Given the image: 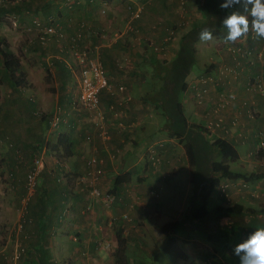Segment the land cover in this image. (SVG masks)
<instances>
[{"label": "crops", "instance_id": "1", "mask_svg": "<svg viewBox=\"0 0 264 264\" xmlns=\"http://www.w3.org/2000/svg\"><path fill=\"white\" fill-rule=\"evenodd\" d=\"M130 1H134L136 3L133 5L134 9H140L141 12L143 11L144 15L142 14V16L137 19H131L127 10V18L125 12ZM103 2L104 1L83 0L78 4H74L72 7L64 5V8L59 12V16L61 21L66 25V30L71 32L77 29L81 21H84L93 25V28L99 33L100 30L104 29V26H112L114 23L117 25L122 22L121 26H123L124 17L133 21L139 27L137 32L140 31V35H125V33H123V35L111 41V43L108 42V44H105L107 46L101 43L103 39L101 35L99 37H89V39L86 40V44L100 45L99 53L106 66L109 79L114 86H126L125 91L117 92L116 94H111L106 90L101 92L99 111L103 112L105 116L104 119H102L100 115L96 116L95 114H91L93 116L95 115L91 119L94 126L89 130L87 128L89 124L84 125L82 119L77 117V115H81L83 112H74V116L71 115L69 119L65 118L66 114L64 113L62 114L61 129L63 126L70 127V129H60L57 131L51 130V127H49L50 117L48 116L43 118L44 120L47 117V121H45L44 124L34 121L33 119L36 118V109L38 108L37 102L32 96V92L26 94V90H34L33 85L35 84H32L34 82H32L31 79L28 87L25 86L15 89L12 85H9L15 90L9 89L6 100H4L5 97L0 96V116L3 117L2 123L0 124V241L3 242L1 246L5 243L10 244L12 241L16 242L19 239L31 247L29 251L38 258L40 264H63L62 260L67 264H116L115 258H103L105 256L101 254V252L106 249L104 246L105 243L109 244L110 241H113L115 242L114 249L117 247V240H114L116 239V234L113 236L111 233V227L116 223L117 226L123 228L124 235L128 238L129 242L142 239L148 227L152 225L156 228V236L160 241L165 242L168 238L167 234H163L161 226L166 217L163 214L160 200L156 198H158V191L160 192L161 187L173 179V176L179 171L178 166L181 165L182 161L176 163L178 158L174 157L173 159L172 156L175 155V149L180 151V148L179 146H167L169 149L166 155L169 160H166L161 171H154V166L152 165L150 154L147 152V147L160 142L148 141V136L145 132L147 130L148 119L153 116L151 115L152 113H150L151 110L154 109L156 113L158 109H156L151 102L143 99V97L146 96V92L145 94H140L141 88L144 85L146 86V79L142 77V74H136L135 69L142 70L139 68L140 66L136 68L135 63L138 62L133 61V65L132 60L135 55H138L139 58L140 52L133 55L132 51L137 50L136 43L139 44V42H144L149 36L151 44H154L151 45L152 48L148 45L151 50L154 49L153 46H158V48L155 47L154 51L163 49V52L157 53L162 56L156 55V58L161 59L163 56L166 57L167 55H171L169 59H172L179 48L184 31L179 30L173 39L169 37L172 40H168L167 37L169 32L175 30L174 28L176 25L182 21L181 13L178 11L179 7L177 6V2L173 0H112L109 4ZM105 4L110 8V13L107 17L99 13V10H101L100 8ZM42 6L43 3L39 2L38 7L41 8ZM14 7L13 3H9L7 0L0 2V37H7V39H9L10 28L7 27L6 19H8L7 16L9 13L14 11ZM30 7L29 4L25 3H22V6L18 7L21 8V18L23 21L29 18L28 14L31 12ZM198 16L200 18L198 23H200L204 19L201 10ZM179 19L180 21L178 22ZM183 24L184 23H181V26H183ZM10 31L11 33L14 32L12 30ZM221 31L223 32V29ZM133 46L134 49L132 50L131 47ZM159 46L161 48H159ZM141 48L142 47H140V49ZM141 52V56L138 60L142 61V59H146L147 57L151 58L152 56L147 48ZM217 52V58L211 62L214 70L217 66L224 67V65L228 64H222L223 62L234 63V59H231L230 54L223 52L218 49V47ZM154 53L156 54V52ZM124 58L129 60L127 64L124 63ZM28 67L31 70L29 64H24L25 70L28 69ZM130 68L134 70H130ZM62 70L67 71L64 67L60 69V71L64 73ZM259 70H261V67L256 68L254 66L253 73ZM244 71L246 72L244 73ZM249 71H252L251 67L244 68L243 73L239 76L230 75L228 73L223 77L215 76L217 83H212L214 84V88H211V91L204 95L202 103L196 102V100H198V98H196L197 94L201 91L200 88L202 84L201 82L199 83V75L202 73L197 72L192 75L190 74L188 81L193 84L190 85L188 93L185 92L186 95L184 93L182 100L184 105L187 103L189 107V103L193 102L194 108L192 109L190 107L189 115L191 117L193 114L200 118V125H202V123L207 124L208 121L213 122L214 119L217 120L219 114H221L224 123L222 128H214L216 129L214 133L217 136L223 137L226 135L225 130L227 125H236L238 121L246 123L242 126L237 125L233 128V131L227 133L226 136L230 134L232 137L229 136V138H235L238 141L237 145H244L247 147V155L243 156L240 153V159L237 162H243L244 160V162L241 163L244 165V170L247 171L244 173H253L256 175L255 178L251 179V185L263 186L264 152L261 154L254 153L256 150V147H254V139L256 137V132L264 131V102L259 96V93H252L247 85V72ZM62 90L65 91V88ZM137 92L138 95L136 94ZM222 96H225L227 99L226 102L229 103L227 106L225 105L222 106V108H218L222 102ZM72 97L73 95L71 96L64 92L57 94V99L68 106L72 104L70 103V101L72 102L73 100ZM252 101L255 102V107L261 113L256 123L254 122L253 124L248 117L249 104L253 105ZM21 103L27 104L30 109L27 110L24 108ZM3 104H5V109H2ZM63 110L65 109L63 108ZM65 112L68 114L66 110ZM20 113L27 116L24 118H27L28 122L25 121L24 128L19 130L15 128V126L17 120L20 119L18 115ZM77 120H79L78 122L82 121V128L78 129L76 127ZM78 126L80 127V123ZM47 128L50 131L49 133L54 131L53 133L55 134L53 135L52 133L50 137L46 136ZM105 131L108 132V135H111V141L109 142L107 141L110 139H107L104 135ZM142 132L144 133L142 134ZM243 132L245 137H238L241 136L240 134ZM61 133L68 136L71 145V149L67 150L69 153L62 159L60 154L47 144V142L51 143L55 135L57 141ZM92 134L93 136L90 142H87L85 136H91ZM10 137L17 140L15 143L20 145L21 150L19 151L23 152V154H18L19 151L12 143L6 145V142H10ZM173 141L174 138H171V141L168 142L169 145L173 143ZM43 143L45 144L43 145ZM32 152L34 155L42 154L45 158V168L40 175V183L42 184L39 187L41 189L44 185L45 188H43L45 191H38L40 192L38 196L30 202L29 213L31 218L29 215L28 216L30 222L33 223H29L22 231L23 233H20L19 236L16 237L15 234L11 232L10 228L19 219L18 208L20 199L24 194L26 176L31 162L36 156L35 155L31 161H28L27 157H30ZM56 155L57 158L53 159ZM92 155H99L105 159L103 173L101 175L103 180L100 184L102 190L105 189L109 181H112V183L108 185V187H113V181L117 175L129 170L134 172L132 181L123 184L118 190L117 199L124 209L122 212H117L118 208L105 209L103 203L107 204V202H105V197L103 195L94 197L90 194L92 188L90 184L85 186L84 184L77 183L78 177L87 171L88 162ZM118 160L119 163L117 164ZM182 166L185 168L187 165ZM62 167H64V170H67V172L60 175L61 169H63ZM156 171L158 173H156ZM3 178L6 179L5 182ZM61 181L65 182L59 184ZM241 181L242 180H239L238 182ZM50 184L58 185L56 192L52 193L54 195L58 194L59 205L63 206H58L56 204L52 205L54 201L49 204L51 198L47 188ZM235 188H238V186L231 188V192L234 191ZM247 192H244L245 194L238 193L240 195L234 198L235 203L241 202L245 205L255 207L254 205L257 202H264V199H258L263 197L256 198V201L249 200ZM69 197L72 199L70 203L67 200ZM137 200H140L139 205L136 204ZM65 202L68 204L67 206H69L67 209L64 208ZM123 204H126V206ZM226 204H228V202H226ZM50 205L52 208H50ZM88 207L93 210L91 211ZM86 208L87 210H85ZM63 209L66 210L64 211ZM94 210H96V212ZM125 213L129 214V219L122 218V215ZM66 215L68 216L70 224H64L66 221L64 217ZM113 215L116 216L112 218ZM216 215H218V213H216ZM218 216L214 220V228L220 227L222 224V218ZM161 217L164 218L163 221L160 219ZM63 218L65 220H63ZM258 219L245 218V222L237 224L239 222L234 221V224L235 226L239 225L243 231L249 229L255 230L258 227H264V217ZM100 220H102L101 225L97 224ZM44 224H46L45 228ZM204 227L206 226L204 225ZM199 228L200 227L193 222H190L189 226L186 227L188 231ZM203 231L205 230L203 229ZM2 232L5 234H2ZM169 235L174 237L179 236L175 232H169ZM1 237H4L3 239L5 240H2ZM78 239L79 241H77ZM100 241L102 242L101 244H99ZM198 241V238L189 237L184 244H191L192 247L195 242L197 245ZM191 242H194V244ZM55 245L62 250L64 248H69V251L74 249L75 246L79 249L82 247L84 249L87 248L88 251H86V253H88V255L95 254L97 256L92 257L91 255L89 258H78L79 255L76 254L75 256L71 255V258H52L51 250ZM97 246L101 247L102 250L95 253L96 251H92L91 248ZM113 251H111L110 256L113 254ZM184 252L187 254V260H184V264H186V261L190 260L189 257H192L191 259L193 261L195 257L200 256L197 246L192 247L190 253L186 250H184ZM38 254H42L43 256L46 255L47 258H40ZM29 262H31V260H24L22 264H29ZM192 263H194V261Z\"/></svg>", "mask_w": 264, "mask_h": 264}, {"label": "rangeland", "instance_id": "2", "mask_svg": "<svg viewBox=\"0 0 264 264\" xmlns=\"http://www.w3.org/2000/svg\"><path fill=\"white\" fill-rule=\"evenodd\" d=\"M3 0H0V2ZM9 3H13L14 7V11L12 13H9V15L7 16L8 19H6L7 22V27H9V39H7V37H5L10 45H11V49L16 52L22 62L23 65L24 64H29L31 67H28V69H26L27 72V83H26V87H28L29 85V81L31 79L32 84L34 86V90H26V94H29L30 92H32V96L35 98L36 102H37V106L38 108L36 109V118H34L33 120L36 122H41V124H44L45 121H47V117L46 119L43 120V118L41 119V117L44 116H48L51 117V115H53V113L56 111V109H60L62 110L61 113V118H62V114H66L65 118L69 119L71 115H73V113L75 112V110H73L72 108V104L71 106L68 105H64L63 102L59 101L57 99V94L58 93H62L64 92L65 94H70L71 96L75 95L77 93L78 90V77H77V73L76 72H71V74H67V72H60L58 70H56V60L57 58H55V54L57 53V46H55L53 43L52 44H47V45H42L40 42H38L37 40V32L35 30V28H33V24H34V20H42L43 22H49L53 17H58L59 16V12H61L60 10H62L64 8V3L67 2V6L72 7L74 4V2L76 1H83V0H7ZM43 3V6L41 8L38 7V3ZM22 3L25 4H29L31 7V12L28 14L29 18H27L26 20L23 21V19L21 18V7ZM16 4V5H15ZM198 5V0H186L184 3V6H180V4L177 3V6L179 7L178 11L181 13V18L182 21H180V19L178 20L179 23H184L183 26H181V24H178L175 28V30L170 31L171 35H173L171 38L173 39V37L175 36V34L179 31V30H186L191 28L194 24H197L200 21V18L198 16V14H200V10L197 7ZM63 6V7H62ZM105 6V5H104ZM103 7V5H102ZM101 7V8H102ZM251 7V5H249V8ZM100 8V9H101ZM107 13H105V17L109 16L110 13V8L107 7ZM233 11H240V12H244V8L243 5H235L232 8ZM99 13H101V10H99ZM125 16V15H124ZM252 18L249 15V19ZM126 19V20H125ZM13 20H16L18 22V25L16 26L13 23ZM128 19L126 17H124V25H122V22L115 25L112 24L113 28L111 25L109 26H104L102 30H100L101 33H104L105 36H102V40L101 43L104 44V46H107L105 44L111 43V41L115 40L118 37H115V33H118V31H125V29H127V24H128ZM132 25L133 30H129L127 33H125V35L127 34H139V32H137L138 30V26L132 22L129 23ZM93 26V25H92ZM14 31L11 33V31ZM227 30L224 28L223 32L221 31V33L219 34V36H214L213 35V39L211 41L208 42H202L201 40H199L196 44V62L194 63V67L192 70V74L194 73H202L204 74L205 72V68H207L208 66H210L211 62L217 58V47L218 49L222 50L225 53L230 54L231 59L233 58L234 63L232 64L231 62H223L224 63H228L226 65L220 66V67H216V69H212L211 75L213 76V78L215 79L214 83H217V80L215 78V76H224L225 74H230L233 75L234 71L230 72L228 71V68H234L235 69V64H236V59H238V57H236V55L233 53L234 49H237V51L239 53H243V54H247L249 55V60L248 62H244V64H241L240 69L236 72L235 76H239L241 73H243L244 68H250L251 67V63L252 66L254 65L256 68H260L261 70L258 71L259 75L257 76L258 79L262 80V88L264 90V40H260V41H256L252 48L248 47L249 44H252L250 41H248V36L245 37H241L235 44L230 43V42H226L224 37L226 35ZM251 33V30L249 32V34ZM181 34V33H180ZM248 34V35H249ZM252 34V33H251ZM140 35V34H139ZM182 35V34H181ZM150 37L148 36V38H146L144 40V42H139L136 43L137 46V50L136 51H132V54H138L140 52L139 58L141 56V51L145 48H147L149 50V53H151V57L156 58V55H160L157 53H161L163 52V49H159L158 51H154L155 47L158 48V46H153L154 49L153 53L152 50L149 48V46L151 47L150 42ZM164 38V37H163ZM89 37L86 38V40H88ZM170 39V40H172ZM153 40V39H152ZM176 40V39H174ZM168 41V40H167ZM138 42V41H137ZM146 44V45H145ZM84 45L86 46V43L84 42ZM149 45V46H148ZM217 46V47H216ZM139 47V48H138ZM140 47H142L140 49ZM132 50L134 49V46L131 47ZM152 48V47H151ZM159 48H161L159 46ZM156 52V54L154 53ZM99 56L101 57V54L99 53ZM162 56V55H160ZM171 55H167L166 57L163 56L161 57L160 60H170ZM236 57V58H235ZM138 55H135L133 60H132V64L134 65V62H138L135 63L136 68H141L142 71L135 69L136 74H142L145 73L147 74V76L150 77H154L156 74L152 73L150 70V66L148 65V59L150 58H146V59H142L138 60ZM102 60V57L100 58ZM147 60V62H146ZM103 61V60H102ZM124 63H128L129 60L127 59H123ZM134 61V62H133ZM243 62V60H241ZM54 62L53 65H51V63ZM104 62V61H103ZM241 62V63H242ZM231 63V64H230ZM105 65V64H104ZM240 65V64H239ZM238 65V66H239ZM106 67V66H105ZM130 70H134L132 68H130ZM144 70V72H143ZM161 70V69H160ZM219 70V71H218ZM143 72V73H142ZM246 71H244L245 73ZM257 73V74H258ZM248 74H250V71L247 72V76ZM30 76V77H29ZM143 77V76H142ZM164 77V74L161 72L157 75L156 79H159V81H155L154 86L156 85H161L162 83V79ZM254 77V76H252ZM250 77V78H252ZM7 77L4 73V68L0 59V96L5 97L4 100H6L9 89H14L11 88V84H9V80L7 81ZM249 77H248V82L247 85L249 86L250 91L253 92H257L258 90L254 87L251 86L249 84ZM115 82V80H114ZM114 85V84H113ZM214 84H211V88L213 89ZM65 88V91H63L62 89ZM148 89V86H143L140 90V94H145L146 90ZM15 90V89H14ZM62 91V92H61ZM258 93V92H257ZM17 94V93H16ZM138 95V92L136 93ZM186 95V93H185ZM259 96L261 98H263V96L261 94H259ZM73 98V97H72ZM186 98V96H185ZM197 98V97H196ZM246 98V97H245ZM222 103L226 104V106L228 105L229 102H226V97L222 96ZM197 103H199L198 100H196ZM70 103H72L70 101ZM22 104V103H21ZM33 104V103H32ZM31 104V105H32ZM157 104V105H156ZM190 107L193 109L194 105L193 102H190ZM252 104H254L255 107V102L252 101ZM155 108L158 109V112L155 113V110H151L150 113H152L151 115H153L150 119H148V124H147V130H146V135L148 136V141L150 140L151 142L154 141H158L160 142V144L162 142H170L171 141V137L168 136L167 131H168V126L170 125L169 119L167 118V116L164 113L163 107L158 104L155 103ZM248 105V104H247ZM22 106L24 108H26L27 110H29V106H27V104H22ZM185 112L186 115L189 119V122L192 125H199L200 124V118H198L197 116L193 115L190 117L189 115V110L190 107L189 105L187 106V103H185ZM63 108L68 112V114L65 112V110H63ZM222 108V107H220ZM2 109H5V104L2 105ZM187 109V111H186ZM253 109V108H252ZM251 108H249V113L254 115V111ZM256 110V112H259V110L255 107L254 108ZM41 111L42 114H38V112ZM83 112V113H82ZM79 113H82L81 115H77V117L81 118L82 121L84 122V125L89 124L88 125V129L91 130V128H93L94 124L93 121H91V119L97 114H95L94 116L91 115L89 112V114L85 111H81ZM20 116V119L17 120L16 126L15 128H18L19 130L24 128V122L27 121V118L25 119V116L23 113L18 114ZM74 116V115H73ZM2 116H0V124L2 123ZM258 120V119H256ZM79 120H77V124L76 127L82 128V121L78 122ZM255 121L251 120V123L253 124ZM80 123V127L78 126V124ZM256 123V122H255ZM246 124L245 122H241L238 121L236 125H234V127H236L237 125H244ZM43 126V125H42ZM101 128V127H100ZM55 130L53 127H51V130ZM61 129V124L59 126V130ZM70 129V127H65L63 126L61 130H68ZM56 131V130H55ZM49 129L47 128L46 131V136L50 137L51 134L54 132L49 133ZM262 134L264 135V131H261ZM36 133V132H35ZM144 132H142L143 134ZM231 133V132H228ZM10 134V133H9ZM8 134V135H9ZM55 133H53L54 135ZM241 138H244V132L240 134ZM243 135V136H242ZM93 134L91 136L86 135L85 136V140L87 142H90V139L92 138ZM230 136V134H228V137ZM232 137V136H230ZM51 139V138H50ZM109 139L107 142L111 141V135H109ZM17 140L10 137V142H6V145H10L9 143H12L13 146H16V149L19 151L21 150V147L19 144L15 143ZM50 143V142H49ZM52 144L56 143V135L54 137V139L51 141ZM50 143V144H51ZM45 143H43L44 145ZM171 147H177L179 146L180 151H178L177 149H175V155L172 156V158L174 159V157H177L178 159L176 160L177 162H181V165H179V171L173 176V179H171L168 183L164 184L163 187H161L160 192L158 191V198H156L157 200H160V203L162 204V211L165 218L164 223L161 224L162 226V230H163V234L166 235V232L164 231V227L166 225H168V223L170 222H178L180 225L175 227L174 229H170V227L168 228V232H175L177 233L176 237V243L174 245H172V247H178L179 249H181L183 252L184 250H186L187 252L190 253V250L192 247L197 246V250H199L200 252V256L199 257H195L194 258V263H192V257H189L190 260L186 261V264H240V260L239 257L235 256L233 254V248L236 244L242 242L243 240L247 239V230H244L245 234L243 233V230L241 228H239L238 226H236L234 228V230L230 233V235L228 237H225L222 239V241L220 243H213V242H209L206 240V232L203 231V227L204 225L206 227H204V230H210L211 228H214V220L215 218L218 216L216 215V210L215 208L220 206V205H224L226 202H232L235 203L234 198H237V195H240L242 193H248V199L252 200V201H256V198H258V193L259 194H263L264 191H262L260 193V191L264 190V185L262 186H253V185H249V187H238L235 188L234 191L231 192L230 190V195L226 198L223 199V197L220 196L219 194V187L215 188L213 191L212 196L209 199L208 202V208L209 210L212 212V215L207 218L205 221H200V229H195L193 231H188L186 229V227L189 226L190 223V219L188 218V213H189V206L191 204V200H192V196L194 194V187L193 184L190 182V165L188 162V157L185 153V149L183 147V143L180 142L178 139H174L173 143H170ZM174 144V145H173ZM18 145V148H17ZM12 146V147H13ZM169 149V148H167ZM237 149L240 151V153L243 156L247 155L246 149L247 147L244 145H237ZM148 150V147H147ZM18 154H23V152L19 151ZM167 154V153H166ZM164 155L165 162L166 160H169V158L167 157V155ZM33 152L31 153L30 157H27L28 161H31V159L33 158ZM57 158V155L53 158L55 159ZM261 159V158H260ZM172 160V159H171ZM56 161V160H55ZM164 162V163H165ZM244 162V160H243ZM243 162H231V167L233 170H240L241 172H247L246 170H244V165H242L241 163ZM119 163V160L117 161V164ZM167 163L169 164V162L167 161ZM164 165V164H163ZM163 165L161 167V170L163 169ZM182 165H187L185 168H183L184 166ZM173 166V165H172ZM63 169H61V173L60 175H63L67 172V170H64V167H62ZM141 176V175H138ZM11 177V176H10ZM4 182L6 181L5 178H3ZM103 178H100L99 181L100 183L98 184L99 187L102 190V187L100 186L101 182H102ZM40 178L38 181V189L36 194L33 195V197L31 198L32 202L40 192L38 191H45V187L43 185V187L40 189L39 187L41 186L42 183H40ZM65 182V181H63ZM63 182L61 181V183L59 184H63ZM112 183V181L107 182V186H105V189L102 190L104 194H106L112 186H109ZM238 183H242L238 182ZM58 185L56 184H50V186L47 188V191L49 193V196L51 198L49 204H51L53 201L54 203H52V205H58V206H63V205H59L60 203L58 202V194L54 195L52 192H56ZM24 194L20 199V204H19V208H18V213H19V219L17 220V222L11 226L10 230L12 233L15 234V236H19L20 233H23L22 231L26 228V226L29 223H33L30 222V213H29V208H28V212L25 214V218H26V224L24 226V229L22 231H20L17 226H18V221L22 218V199L24 197V195L26 194V188L24 187ZM237 192V193H236ZM240 193V194H238ZM244 193V194H245ZM155 195V194H154ZM251 195V196H250ZM253 198V199H252ZM260 200H263L262 198H258ZM68 202H72L71 198L69 197ZM134 200V199H132ZM257 200V201H260ZM264 201V200H263ZM261 202V201H260ZM140 200H137L136 204L139 205ZM47 204V205H49ZM105 207V209L107 208H118L117 212H122L124 209L122 208V205L120 204V201L115 200L112 203H103ZM31 205V203L29 204V206ZM68 205V204H67ZM126 206V204H123ZM72 206V205H70ZM257 208H261L264 206V202L262 203H256L254 205ZM50 208H52V206L50 205ZM97 209V207H96ZM87 210V208L85 209ZM91 211L93 209H90ZM89 210V211H90ZM96 212V210H94ZM29 213V214H28ZM128 214V213H127ZM161 214V212H160ZM30 218H29V216ZM159 215V213H158ZM116 216L113 215L112 218ZM123 216V215H122ZM66 219L64 224H70L68 216L66 215L64 217ZM63 218V220H65ZM124 218V216L122 217ZM220 218V217H219ZM240 218V217H239ZM243 218V221L238 220L237 218L232 220L231 218L229 219L228 223L229 225H232L234 223V221L239 222L237 224H240L242 222H245V218ZM125 219V218H124ZM162 221L164 220L163 217L160 218ZM47 220V219H46ZM117 220V219H116ZM190 220V221H189ZM225 220V219H224ZM226 221V220H225ZM97 222V221H96ZM97 224L101 225L102 224V220L98 221ZM115 224V223H114ZM191 226V225H190ZM158 227V225H157ZM160 227V225H159ZM100 228V227H98ZM116 229H117V223L115 225H113V227H111V233L113 234V236H115L116 234ZM162 232V231H161ZM2 234H5L2 232ZM12 235V234H11ZM191 237V238H198L199 241L196 242L194 244V242H191V244L187 245L184 244L186 243V240ZM2 240L4 237H1ZM73 240V239H72ZM116 240V239H114ZM8 241V240H7ZM79 241V239L77 240ZM117 242V241H116ZM3 242L0 241V264H10L9 261L11 262V258L13 253L15 252L16 249H18V247L24 246L25 248V252L22 255V261L19 262V264H22V262L25 260H31V262H29V264H40V261L38 260L37 257L34 256V254L29 251V249H31V247H29L28 245H26L24 242H22L21 240H17L12 241L10 244H3L1 246ZM102 242L100 241L99 244H101ZM105 245V250H103V252H101V254H103V258H115V242L110 241V243L107 245L106 243ZM169 246V239L167 238L165 240V242L160 241V239L157 238L156 236V228L152 225L150 227H148V230L144 233L143 238L142 239H136L133 240L132 242L130 241L128 243V253L127 256L128 258H130V262H137V264H184V260H187V254L186 258H176L174 256V254L171 253H167L164 251V249L166 250V248ZM217 247V249L215 247ZM164 247V248H163ZM184 250H183V249ZM77 249V250H75ZM75 248L69 251L68 249H60L58 246L55 245L54 248H52L51 250V256L52 258H71V255H76L78 254L79 257L78 258H89L91 257V255H88V253H86L87 248ZM92 251H96L95 253L100 252L102 249L101 247L97 246L95 248H91ZM114 250V251H113ZM111 251H113V254L110 256ZM80 253V254H79ZM206 254V255H204ZM97 255L93 254L92 257H96ZM113 256V257H112ZM191 256V255H190ZM215 256V257H212ZM33 258V259H32ZM133 258V259H132ZM215 258V259H214ZM178 259V260H177ZM38 260V261H37ZM61 261V260H60ZM63 264H67L64 260H62ZM116 262V260H115ZM117 264V262H116Z\"/></svg>", "mask_w": 264, "mask_h": 264}, {"label": "trees", "instance_id": "3", "mask_svg": "<svg viewBox=\"0 0 264 264\" xmlns=\"http://www.w3.org/2000/svg\"><path fill=\"white\" fill-rule=\"evenodd\" d=\"M97 1H104L103 3L109 4L112 0ZM173 1L176 2L177 0ZM223 2L224 0H198V8L203 13L204 19L200 23L194 24L191 28L183 30L184 32L179 44V48L172 59L160 60L159 58L151 57L148 59V62L146 60V62L150 66L151 72L156 74L154 77L147 76V74L143 73L144 70L142 72L143 78L146 79V86H148V89L146 90V96H144L143 99L151 102V104L153 105L155 103H158L163 107L164 113L170 122L167 131L168 136L174 139H178L183 143V147L185 149V153L188 157V162L190 165V182L193 184L195 190L192 196L191 204L189 206L188 218L191 220H189L190 222L196 223L198 227H200V221H205L212 215V212L208 208V202L215 188L219 187L220 196L223 197V199H226L227 195L225 196L220 188V186L224 182L233 181L235 186L243 184L249 187V185H251V179L256 177V175H254L253 173L247 174L241 171L233 170L231 167V162H237L240 159V152L237 149L238 141L235 138H229L228 136H226L228 132L233 131L234 125H227L225 130L226 135H224L223 137L217 136L214 133L216 129L208 127L205 123H202V125H192L185 113V106L182 100L184 93H188L190 85L193 84L192 82L188 81V77L192 73L194 63L196 62V44L200 40V31L204 28H209L210 30H212L214 36H219L221 30L224 29V26L222 24L223 19L233 11L232 8L235 5L228 9H222L220 5ZM67 4V2L64 3L65 6H67ZM74 4L78 3L75 2ZM129 4L135 5L136 3L134 1H130ZM105 5L108 7L107 4ZM142 14L143 11L140 13V17L142 16ZM251 19L252 18H250L249 20L251 21ZM48 23H55L59 28V32L66 34L74 33V31L71 32L66 30V25L61 21L60 16L53 17ZM83 23L86 24L87 28H89L90 24L84 21H81L78 24V27ZM90 26L92 27V30L96 32V34L92 37H99L100 32L98 33V31H96L92 25ZM85 33H87V29H85ZM247 36L248 41L252 43L248 46L249 48H252L253 44L256 41L263 40L257 37L255 33L254 35L249 34ZM37 40L38 42H40L38 35ZM52 43L58 48L57 54L54 55L55 58H57L56 70L60 71V69H63L64 67L67 71L62 70L63 72H67L68 75L71 74V72L73 73L70 64L67 62L72 51V48L70 51V43L67 42L64 38L59 37L58 35H54L53 38L50 39L47 43L41 44L50 45ZM238 58L240 61L243 60V62L241 61L242 63H240V65L237 67V71L240 69L241 64H244V62L246 64V62H248L250 57L248 55H240ZM0 59L4 68V73L9 80H7L9 84H11L15 89L19 87H25L28 74L24 68L23 62L20 56L11 49L9 41L4 37H0ZM237 62L238 59L236 60V64ZM53 64L54 62L51 63V65ZM212 69L213 64H210V66L205 68V73L199 75V83L201 82L202 84L200 92H203L204 89H207V92H203V100L204 95L211 91L212 82L204 83L203 81H201V78L210 77ZM251 69L252 71H250L248 77L249 79H254L259 75V73H253L254 65L252 66V63ZM160 72L161 74H164L162 83L161 85L154 86L155 81H159V79H156V77ZM262 101L264 102L263 98ZM225 105L226 104L222 103L218 108ZM249 108H253L252 110L254 111V115L248 112V117L256 122V119L260 117L261 113L256 112V110L254 109V104H249ZM219 119H222L221 114H219L217 120L214 119L213 122H217ZM222 125L223 124H220L216 128H222ZM49 127H51V124ZM255 136L254 147H256V150L254 153L261 154L262 152H264V135L262 134V132L258 131L256 132ZM162 143L163 146H158V144L155 146V149L157 150V160H155L154 162L158 161L156 165L160 164V156L161 160L163 159L162 162L166 159L163 157V155H165L166 153L168 154L167 146H171V144L169 145V143L166 141ZM47 144L50 146V148L60 154L61 159L65 157L67 153H69V151L67 150L71 149L69 138L66 134L63 133L60 134L55 144H50L49 142H47ZM32 165L33 162H31L30 168L32 167ZM156 167H154V171H161L160 166L159 168ZM157 171L156 173H158ZM133 174V171H125L117 175L114 179L113 187H111L109 193L114 194L117 201L118 190L123 184L132 181ZM239 180H242V183H238ZM262 199H264V196ZM67 207L69 206H67V203L65 202L64 208L67 209ZM66 209L63 210L65 211ZM215 210L220 218H222V224L220 227L218 226L207 231L205 230L206 240L213 243H220L222 239L228 237L237 226H235L234 223L232 225L227 224L230 218L232 220L237 218L238 220L243 221V218L241 217L248 219H258L264 217V206L261 208L251 207L241 202H228V204L225 203L224 205L216 207ZM45 225L46 224H44V228ZM179 225L180 224L176 221L168 223V225L164 227V231L169 238V246L166 248V250L164 249V251L174 254L176 258H186V255L181 249H179L178 247H172V245L176 243V237L170 236L168 232L169 227L170 229H174ZM238 227L240 228L239 225ZM203 229L205 228L203 227ZM254 231L255 230L253 229L247 230V237ZM243 233L244 235H246L244 231ZM116 240L117 247L115 249L114 255L116 257L117 264H137V262L135 261L130 262V258H128L127 256L129 240L124 235V231L121 226H117ZM215 248L217 249V247ZM39 256L40 258H47L46 255L43 256L42 254H40Z\"/></svg>", "mask_w": 264, "mask_h": 264}, {"label": "built area", "instance_id": "4", "mask_svg": "<svg viewBox=\"0 0 264 264\" xmlns=\"http://www.w3.org/2000/svg\"><path fill=\"white\" fill-rule=\"evenodd\" d=\"M186 0H177L176 2L180 4V6H184ZM79 3V1H76ZM75 3V2H74ZM73 3V4H74ZM107 6H103L101 8V13L105 14L107 13ZM130 14L131 19H137L140 17L141 10L134 9L133 5L128 4L126 7L127 18L128 13ZM129 23H132L133 21L128 20ZM13 23L17 26V21L13 20ZM127 24V29L125 31H118V33H115V37H120L123 35V33H127L129 30H133L131 24ZM36 34L39 36V40L41 43L45 44L50 39L53 38L54 35H58L59 37L64 38L67 42L70 43V51L72 48V51L70 53L69 59L67 62L70 64L71 69L73 72L77 73V79H78V90L77 93L73 96L72 100V108L75 110V112H89L90 114H97L101 116L102 119L105 118L103 112L99 111L100 108V101H101V92L103 90H106L110 92L111 94H116L117 92H123L126 90V86H114L113 83L109 80V76L107 74V69L103 63V61L100 59L99 56V44H84L86 42L87 37H92L96 34L95 31L92 30V27L89 25V28H87L86 24H81L72 34H66L59 32V28L55 23H46L42 20H34L33 24ZM85 29H87V33H85ZM173 31V30H171ZM252 33V34H251ZM251 35H254V32H251ZM101 36H105L104 33H100ZM173 35L169 32L168 40ZM170 37V38H169ZM264 40V39H263ZM233 53L238 56H246L247 54L239 53L237 49L233 50ZM249 56V55H248ZM235 57V58H236ZM237 60V59H236ZM235 60V61H236ZM241 63V61L238 58V62L234 68H228V71L232 72L234 71L233 75H236L237 67ZM226 75V74H225ZM201 81L204 83L208 82H215V79L211 75L210 77H204L201 78ZM249 84L251 86H254L258 91L259 94L263 96L264 99V90L262 88V80L258 79L256 76L254 79H250ZM203 92H207V89H204ZM203 92H200L197 94V98L199 103L203 102ZM222 104V102H221ZM220 104V105H221ZM219 105V106H220ZM62 110L56 109V111L51 115L50 117V124L51 127H53L56 131L59 130V126L61 124L62 118H61ZM38 114H42L41 111L38 112ZM235 122V121H234ZM220 124H223V120L219 119L217 122H210L208 121L207 126L210 128H216ZM105 137L108 139L109 135L108 132H104ZM158 144V146H163V143H155L148 147L147 152L150 154V159L152 160V165L156 168L162 167L165 160L162 162L161 156H160V164H157V150L155 149V146ZM164 157V155H163ZM33 165L28 170L26 180H25V188H26V194L24 195L22 199V218L18 221L17 228L22 231L24 229V226L26 224V218L25 214L28 212L29 204L31 201V198L34 194H36L38 189V181L40 178V175L43 173L45 168V158L42 154H36V156L32 160ZM105 163V159L102 158L99 155H92L90 157V160L88 162V169L87 171L80 175L78 177V184H84L87 186V184L91 185V193L94 197H105V202L112 203L116 200V196L114 194H110L109 191L104 194L101 188L99 187V179L101 178V175L103 173V165ZM156 165V166H155ZM234 182L233 181H227L224 182L220 188L222 190V193L227 197L230 195L231 188H234ZM238 187H247L246 185H238ZM264 191L263 188L260 191V193ZM263 194L258 193V197H263ZM89 208V207H88ZM90 209V208H89ZM125 219H129V214L125 213L123 214ZM122 216V217H123ZM108 245V243H107ZM105 246V245H104ZM25 252L24 246L18 247V249L15 250V252L12 255L10 264H19L20 260L22 259V255Z\"/></svg>", "mask_w": 264, "mask_h": 264}, {"label": "clouds", "instance_id": "5", "mask_svg": "<svg viewBox=\"0 0 264 264\" xmlns=\"http://www.w3.org/2000/svg\"><path fill=\"white\" fill-rule=\"evenodd\" d=\"M240 4L243 5L244 12L232 11L222 21L227 30L225 41L235 44L241 37L247 36L250 30L260 39H264V0H224L220 7L228 9ZM249 15L252 17L251 21ZM199 39L202 42L211 41L212 30L202 29ZM233 254L239 257L240 264H264V227L256 228L247 239L236 244Z\"/></svg>", "mask_w": 264, "mask_h": 264}]
</instances>
